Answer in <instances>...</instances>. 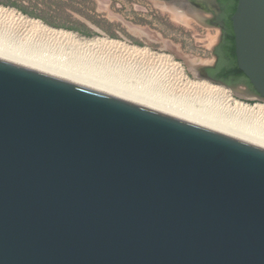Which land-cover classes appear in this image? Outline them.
<instances>
[{
  "label": "water",
  "instance_id": "95a60500",
  "mask_svg": "<svg viewBox=\"0 0 264 264\" xmlns=\"http://www.w3.org/2000/svg\"><path fill=\"white\" fill-rule=\"evenodd\" d=\"M231 20L264 103V0ZM0 264H264V146L0 59Z\"/></svg>",
  "mask_w": 264,
  "mask_h": 264
},
{
  "label": "bare ground",
  "instance_id": "6f19581e",
  "mask_svg": "<svg viewBox=\"0 0 264 264\" xmlns=\"http://www.w3.org/2000/svg\"><path fill=\"white\" fill-rule=\"evenodd\" d=\"M0 59L264 146V103L232 99L224 86L199 80L194 69L192 78L172 56L148 47L109 37L81 39L0 6Z\"/></svg>",
  "mask_w": 264,
  "mask_h": 264
},
{
  "label": "rangeland",
  "instance_id": "374dc122",
  "mask_svg": "<svg viewBox=\"0 0 264 264\" xmlns=\"http://www.w3.org/2000/svg\"><path fill=\"white\" fill-rule=\"evenodd\" d=\"M0 6L73 32L81 39L109 37L168 54L192 78V69L214 63L210 49L220 37L219 30L201 28L200 21L158 0H0ZM52 21L59 24H50ZM135 28L144 34L135 32ZM237 99L250 104L259 102Z\"/></svg>",
  "mask_w": 264,
  "mask_h": 264
},
{
  "label": "flooded vegetation",
  "instance_id": "af4514ba",
  "mask_svg": "<svg viewBox=\"0 0 264 264\" xmlns=\"http://www.w3.org/2000/svg\"><path fill=\"white\" fill-rule=\"evenodd\" d=\"M219 3V2H218ZM220 6V4H219ZM192 10H194L197 13V16H195L196 18H198L200 21L207 23L209 25H212L213 27H216L220 30V37H222V39L219 38V41L216 43V45L213 48V55L215 57V61L213 64L211 65H207L201 68V71L216 79L218 82H221L223 84H225L228 87H232L231 83L220 79L216 76L218 72L219 65L222 66V64L224 63V58H223V47H224V37L227 34V32L230 31V27L226 22V18H225V14L222 11L221 7H220V11H216L214 9H209L208 7L204 6V5H199L196 4L194 5V7H191ZM50 24H54V25H58L59 22L57 21H52L50 22ZM233 27V26H232ZM234 32V31H233ZM248 79V78H247ZM244 80L243 83H241V86L246 90L245 93L249 96H256V91L253 87V85L251 84L250 80Z\"/></svg>",
  "mask_w": 264,
  "mask_h": 264
},
{
  "label": "trees",
  "instance_id": "16d2710c",
  "mask_svg": "<svg viewBox=\"0 0 264 264\" xmlns=\"http://www.w3.org/2000/svg\"><path fill=\"white\" fill-rule=\"evenodd\" d=\"M222 11L225 14L226 22L230 27V31L224 37L223 58L224 63L219 65L216 76L229 83H243L247 79L243 71L240 70L235 53V35L232 27L231 16L237 8L238 0H218ZM248 80V79H247Z\"/></svg>",
  "mask_w": 264,
  "mask_h": 264
}]
</instances>
